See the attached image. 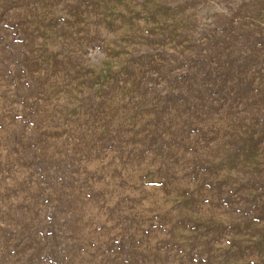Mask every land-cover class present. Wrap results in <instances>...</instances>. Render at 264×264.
Returning <instances> with one entry per match:
<instances>
[{"label":"rangeland","instance_id":"rangeland-1","mask_svg":"<svg viewBox=\"0 0 264 264\" xmlns=\"http://www.w3.org/2000/svg\"><path fill=\"white\" fill-rule=\"evenodd\" d=\"M0 264H264V0H0Z\"/></svg>","mask_w":264,"mask_h":264}]
</instances>
